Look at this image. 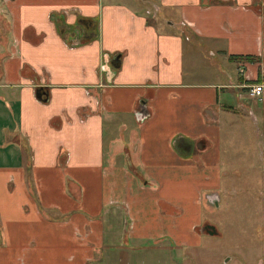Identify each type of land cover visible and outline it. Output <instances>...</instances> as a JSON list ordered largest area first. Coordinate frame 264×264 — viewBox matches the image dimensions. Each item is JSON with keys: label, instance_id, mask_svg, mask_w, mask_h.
Instances as JSON below:
<instances>
[{"label": "crops", "instance_id": "1", "mask_svg": "<svg viewBox=\"0 0 264 264\" xmlns=\"http://www.w3.org/2000/svg\"><path fill=\"white\" fill-rule=\"evenodd\" d=\"M258 85L264 0H0V264L213 235L225 133L250 115L264 147Z\"/></svg>", "mask_w": 264, "mask_h": 264}, {"label": "rangeland", "instance_id": "2", "mask_svg": "<svg viewBox=\"0 0 264 264\" xmlns=\"http://www.w3.org/2000/svg\"><path fill=\"white\" fill-rule=\"evenodd\" d=\"M250 117L242 118L239 135L224 132L219 198L202 209L214 234L186 235L185 244L145 245L138 254L146 264H264V147ZM119 261L133 262L125 255Z\"/></svg>", "mask_w": 264, "mask_h": 264}, {"label": "built area", "instance_id": "3", "mask_svg": "<svg viewBox=\"0 0 264 264\" xmlns=\"http://www.w3.org/2000/svg\"><path fill=\"white\" fill-rule=\"evenodd\" d=\"M263 92H264V86L258 85L251 89L250 96L252 98L261 99L263 96Z\"/></svg>", "mask_w": 264, "mask_h": 264}, {"label": "water", "instance_id": "4", "mask_svg": "<svg viewBox=\"0 0 264 264\" xmlns=\"http://www.w3.org/2000/svg\"><path fill=\"white\" fill-rule=\"evenodd\" d=\"M211 234L213 233V232H210Z\"/></svg>", "mask_w": 264, "mask_h": 264}]
</instances>
